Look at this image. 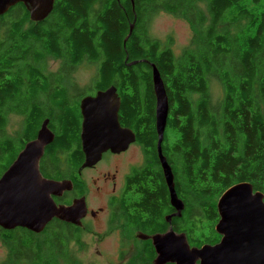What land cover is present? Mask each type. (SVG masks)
Listing matches in <instances>:
<instances>
[{"label":"trees","instance_id":"trees-1","mask_svg":"<svg viewBox=\"0 0 264 264\" xmlns=\"http://www.w3.org/2000/svg\"><path fill=\"white\" fill-rule=\"evenodd\" d=\"M160 11L185 18L194 30L191 46L180 55L171 38L164 42L150 33ZM48 58L62 61L56 72L43 71ZM142 59L157 66L169 97L162 150L185 205L172 226L192 246L215 244L222 193L243 181L264 193V0H208L206 12L196 0H55L41 21L32 20L23 3L10 8L0 16V177L47 117L55 138L41 172L56 178L66 173L62 155L73 170L80 166L81 113L60 78L87 60L96 64L91 89L116 87L120 123L135 132L144 154L143 165L127 179L136 197L121 215L128 226L120 228L166 231V216L175 210L157 154L152 67L130 64ZM213 80L223 88L216 102ZM11 112L25 116L18 137L6 136ZM81 235L79 227L57 219L38 234L0 228L7 249L0 264H81L67 254L69 242L80 244ZM155 257L145 240L126 264H154Z\"/></svg>","mask_w":264,"mask_h":264},{"label":"water","instance_id":"water-1","mask_svg":"<svg viewBox=\"0 0 264 264\" xmlns=\"http://www.w3.org/2000/svg\"><path fill=\"white\" fill-rule=\"evenodd\" d=\"M55 0H0V16L11 7L23 3L32 20L41 21L52 11ZM134 21L124 39L127 41L134 28ZM149 63L152 67V83L156 98L155 123L157 154L165 182L169 190L174 213L166 216L169 224L164 232L151 235L140 233L143 240L150 239L156 252L154 264H264V193L255 190L248 181L238 182L225 190L217 201L219 220L216 232L221 236L215 244L192 246L184 232H177L172 218L181 216L184 202L175 187V175L162 150L169 114V97L159 69L145 59L134 60ZM121 98L115 86L86 96L81 101V141L85 155L83 167L96 164L106 151L126 150L136 140L135 132L122 126L119 120ZM45 119L37 137L28 141L12 164L0 177V228L17 227L40 233L54 218L81 225L86 214L85 198L76 199L71 205H57L53 196L71 187L70 181L46 178L40 162L46 146L54 140Z\"/></svg>","mask_w":264,"mask_h":264},{"label":"rangeland","instance_id":"rangeland-1","mask_svg":"<svg viewBox=\"0 0 264 264\" xmlns=\"http://www.w3.org/2000/svg\"><path fill=\"white\" fill-rule=\"evenodd\" d=\"M208 0H196L198 10L207 11ZM150 33L153 37L161 41H169L171 38V47L176 55H180L184 48L191 46L194 35V30L183 17L176 16L171 13L160 11L153 18L150 25ZM62 65V61L58 59L48 58L42 66L43 71L49 74L56 72ZM96 73V64L85 60L76 67L72 77L79 83L80 87L87 88L94 78ZM212 101L221 100L223 96L222 85L213 80L210 85ZM88 91V90H87ZM25 116L18 113L7 114V124L5 127L6 136L18 137L24 126ZM104 166V162L99 164L95 170H86L85 177L87 179V186L89 189V198L91 204L97 206L102 205L106 207L104 199L98 200L94 197L96 184L93 180L100 174L101 171L111 169L110 165ZM143 162L142 149L139 146H132L126 153L123 162L120 166L121 172L129 169L132 165H140ZM95 205V206H96ZM95 231L88 233L82 232L81 243L75 241L69 242L68 245V259H74L81 264H126L132 257L139 252L145 240L139 239L136 232L131 229H126L124 232L120 227L119 232L115 229L106 231L103 220L95 224ZM108 230V229H107ZM121 231V232H120ZM107 232V233H106ZM122 233L125 235L122 238ZM7 255V249L0 240V261Z\"/></svg>","mask_w":264,"mask_h":264},{"label":"flooded vegetation","instance_id":"flooded-vegetation-1","mask_svg":"<svg viewBox=\"0 0 264 264\" xmlns=\"http://www.w3.org/2000/svg\"><path fill=\"white\" fill-rule=\"evenodd\" d=\"M74 71H73V73H74ZM56 80L57 79H53V81H56ZM92 81H93V79H92ZM65 84H68V87H66V88L68 89V95H69L68 97H69L70 103H72L73 105L76 104V106L79 107L80 113H81L80 105H81V101L84 97L94 96V95H96V93L98 91H103V90H97L96 91L95 89H93V87L91 89V87H90L91 84L87 88L80 87L79 83L77 81H75L72 76H69L66 78H60V86L65 85ZM83 89H85L86 92L81 96L79 94H80L81 90H83ZM47 119H49V118L47 117ZM82 120H83V117H82V113H81L80 148H81V152L83 155V159L78 160V162H81L80 166L76 170H73L70 166H67L68 165L67 164L68 156L62 155L60 157V160H61L62 164H64V166H62V168L65 170L66 169L68 170L66 173L59 175L58 178L53 177V176H46L43 173L42 174L46 178L53 179L56 181H70L71 187L69 189L64 190L60 195H54L53 198H54L55 202L57 203V205L69 206L76 199H80V198L84 197L85 201H86V206H87L86 214L81 219V225L68 223L66 221H63V220H60L57 218H55V219L60 220L61 222L66 223V224H71L75 227H79L82 232L86 231L88 233L94 232L95 231V227H94L95 224H97V222L103 220V223L105 224L104 229L106 231H112L115 229L117 232H119L118 230H120V229L117 228V226H115V225H119V227H121V225H123L125 227L128 226L127 225L128 223H126V221H122L121 215H123L124 207H129V210H131V208L129 206L130 201H132L134 199V197H136L133 189L127 188V185H128L127 179H128V176L130 175V173L135 168L143 165L144 154L142 152L143 162L140 165H132L129 167L128 170L121 172L120 166L123 162V159H124L126 153L134 145L140 147V145L137 143V136H136V140L133 143H131L126 150L120 151V152H112L110 150L106 151L105 153H103L102 158L96 164H94L92 166L83 167L82 164L85 161V155H84V152L82 149V141H81ZM49 123H50V119H49ZM48 125H49V128L52 130V128L50 127V124H48ZM52 132L54 133L53 130H52ZM54 138H55V133H54ZM45 151H46V148H45ZM44 155H45V153H44ZM44 155H43V157H44ZM43 157H42V159H43ZM112 160H114V161H113V164L110 165L111 169L106 170V171H101L100 174L93 180L94 184H96L94 197L96 199L98 198L99 201L102 199H104L106 201V207H104L102 205L97 206L96 204H95L96 205L95 206L94 204L90 203L89 189L87 186L88 184L86 183L87 179L85 177V171L86 170H95L98 168L99 164H101L103 162L105 163L104 166L107 165V167H108L109 164L112 162ZM172 213H174V211ZM164 231H159V232H164ZM132 232H136L139 239H141L139 237V234L144 233V232H142L138 229H135V228L132 230ZM153 233H155V232L145 233V234L151 235ZM123 236L125 237V235L122 233V238H123ZM147 240H150V239H147Z\"/></svg>","mask_w":264,"mask_h":264},{"label":"bare ground","instance_id":"bare-ground-1","mask_svg":"<svg viewBox=\"0 0 264 264\" xmlns=\"http://www.w3.org/2000/svg\"><path fill=\"white\" fill-rule=\"evenodd\" d=\"M12 8V7H11ZM175 175V174H174ZM55 219V218H54ZM49 224V223H48Z\"/></svg>","mask_w":264,"mask_h":264}]
</instances>
